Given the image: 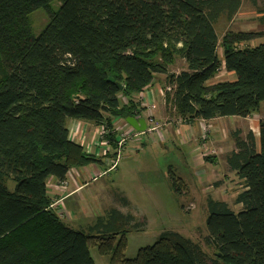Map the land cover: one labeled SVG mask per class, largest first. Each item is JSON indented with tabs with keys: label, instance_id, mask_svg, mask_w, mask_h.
I'll return each mask as SVG.
<instances>
[{
	"label": "trees",
	"instance_id": "1",
	"mask_svg": "<svg viewBox=\"0 0 264 264\" xmlns=\"http://www.w3.org/2000/svg\"><path fill=\"white\" fill-rule=\"evenodd\" d=\"M241 4L0 0V264H94L91 246L112 264H264V119L259 150L252 134H238L237 151L227 157L244 182L235 200L242 209L207 199L205 243L212 253L200 241L167 230L127 258L126 228H140L134 216L112 208L88 230L74 229L54 211L47 192L50 177L63 181L71 168L101 160L71 140L68 120L111 129L116 119L139 117L140 97L157 74L169 87L166 105L183 120L246 117L259 110L264 41H250L264 38V31L230 30L220 40L215 29L222 15L232 19ZM40 8L49 20L35 35L30 15ZM258 10L264 23V0ZM177 57L186 63L179 73L170 69ZM222 64L235 79L210 84ZM106 137L116 147L115 134ZM180 184L172 176L176 191Z\"/></svg>",
	"mask_w": 264,
	"mask_h": 264
},
{
	"label": "crops",
	"instance_id": "2",
	"mask_svg": "<svg viewBox=\"0 0 264 264\" xmlns=\"http://www.w3.org/2000/svg\"><path fill=\"white\" fill-rule=\"evenodd\" d=\"M221 51L223 52L222 49ZM182 70L185 69H171L175 73H179ZM234 78L235 74L227 71L222 64L217 75L211 79L210 84L220 81H232ZM164 86L167 87L165 75L157 74L153 84L144 90L145 97L142 99L141 105L144 108L140 114L148 121L146 117L149 110L146 105L153 102L156 108L152 113L160 121L161 129L153 133L146 132L151 140L148 137L146 140L141 139V141L132 140L125 148L127 155L124 158L125 160L126 158L131 160V163L124 165L125 167L130 165L129 172L126 174L132 178L139 177L140 179L143 176L144 183L151 185L147 189L133 186L132 190L123 189L121 186L108 188L109 182L103 181L101 177L107 176L111 172L119 173L120 164H117L115 169H108L114 147L111 153L104 154L98 146L100 145L99 137L102 136L103 132L100 125L77 119L68 120L71 140L82 145L88 153L94 154L101 159L96 163L71 168L63 181H59L54 177L48 179L47 192L52 199V208L69 227L88 230L98 216L104 215L112 208H116L126 215H132L136 219L137 216L134 213L136 208H134L132 202L139 200L151 201L159 191L154 186L161 184L160 174L157 175L159 178H154L156 176L155 167H152L153 169L150 172L145 171L144 173L143 169L140 170L136 167L137 164L135 165V160L140 159L136 157L146 154L152 147H156L162 152L171 148L180 149L185 164L192 168L190 170L192 172V181L188 182L184 177H178L181 184L179 191L176 192H178L181 199L188 200L191 198L207 201L211 197L227 201L230 204L231 201L235 202L237 195L244 189L243 180L239 179L235 171L231 170L227 163V157L233 151H237L235 136L238 134L244 139L248 134H252L256 150H259L260 120L264 119V102L260 104L259 110L246 117L225 116L208 120H183L177 115L172 106L166 105ZM121 121L116 119L113 125L121 126L123 124ZM151 142L152 144L157 143V145H147V143ZM132 149L137 151L130 154L133 151ZM141 161L143 160L141 159ZM124 166L120 169L121 171H124ZM149 167V163H147L145 168ZM168 175L170 176V173ZM113 181L116 182L118 180L116 178ZM123 181L122 179L121 184ZM105 200L110 204L106 203ZM184 207H192V204ZM232 208L240 211L242 204L235 202ZM191 209L188 210L186 208L188 211ZM202 211H206L205 204L200 212ZM199 214L197 215L199 216ZM197 215L191 216V222L197 218ZM187 231V237L192 238L191 236H193L195 230L187 229ZM206 234L205 230V236Z\"/></svg>",
	"mask_w": 264,
	"mask_h": 264
},
{
	"label": "rangeland",
	"instance_id": "3",
	"mask_svg": "<svg viewBox=\"0 0 264 264\" xmlns=\"http://www.w3.org/2000/svg\"><path fill=\"white\" fill-rule=\"evenodd\" d=\"M57 3H54V6H57ZM262 6V0H242V4L238 12L233 16L232 19H228L224 14L222 15L216 23V32L218 33L219 39L221 40L223 35L227 31H252V32H263L264 31V23L261 22L259 14V8ZM32 32L37 35L47 24L49 17L44 11V9L40 8L34 11L30 15ZM264 38H255L250 41V44L256 45L260 42H263ZM220 58L223 60V52L221 48H219ZM186 63L182 60V58L177 57L173 64L170 66V69H185ZM235 79V78H234ZM163 88H166L165 86ZM166 90L164 89V93ZM141 99V98H140ZM125 101L124 98H122ZM262 103V102H261ZM263 104V103H262ZM142 105V99L141 103ZM171 106V105H169ZM146 133V132H145ZM150 137L143 133L142 139L146 140ZM157 145V143H155ZM151 143H147V145H155ZM102 150L103 147L98 145ZM132 152H136V149H132ZM127 153L123 154V157L119 159V173L111 172L107 176H102L101 179L103 181L109 182L108 188L112 186V188L122 187L123 189H131L133 187L147 189L150 184L146 185L143 180V176L140 179L139 177H131L126 173L129 172V167L124 166L127 163H131V160L128 158H124ZM139 160H135V165L140 170L143 169L144 173L150 172L155 167V175L154 178L160 174L161 184H157L154 186L155 189H159L156 196L151 201H134L133 206L136 208L134 213L136 217V222L140 223V228L127 227L125 238H126V246L125 250H123L124 255L127 258H134L139 249L145 246H149L154 244L160 237V235L167 230H174L180 232L186 236H188L189 230H195L193 232V236L195 240L200 241L206 251L212 253V248L205 243V230H207L206 226V218H207V201L205 200H195L189 198L181 199L179 197L178 192L174 189L172 185V176L175 177H184L188 182L192 181L191 175L192 168L189 165L185 164V160L183 154L180 153V149L171 148L166 151L158 150L156 147L150 148L146 154L140 155L136 157ZM141 159L143 161H141ZM126 161V162H125ZM134 161V160H133ZM140 161V162H139ZM147 163H149V168H145ZM124 166V171L120 169ZM153 167V168H152ZM169 170V171H168ZM170 173V176L168 175ZM121 177L124 180L121 184ZM118 181H113L116 179ZM120 178V179H118ZM124 184V185H123ZM132 184V185H131ZM8 187L13 190L15 187V182L13 180H9L7 182ZM132 190V189H131ZM130 191V190H129ZM145 200V198H144ZM106 203H109L105 200ZM110 204V203H109ZM191 209L190 211L186 210L184 206ZM206 206V211H202L203 205ZM230 205H235L234 201L230 202ZM200 214H199V213ZM199 214V216L197 215ZM197 215V218L191 222V216L194 217ZM206 215V216H205ZM205 216V218H203ZM201 217V218H200ZM208 233V232H207ZM207 235V234H206ZM193 236H191L193 238ZM120 236L117 237V240ZM117 240L114 242L116 244ZM90 253L92 258L94 259V264H112L109 256L102 255L99 252L97 246L90 247Z\"/></svg>",
	"mask_w": 264,
	"mask_h": 264
},
{
	"label": "built area",
	"instance_id": "4",
	"mask_svg": "<svg viewBox=\"0 0 264 264\" xmlns=\"http://www.w3.org/2000/svg\"><path fill=\"white\" fill-rule=\"evenodd\" d=\"M166 89H169V87H166L165 90ZM144 97L145 95L143 94L140 98L143 99ZM146 108L149 110V113L146 117L148 120V129L145 132L153 133L161 129L160 121L152 113V111L156 108V105L152 102L146 105ZM140 117L142 116H139L137 118ZM121 123H123L121 126L113 125L114 127H112L111 129H108L105 124H100L103 129V132L102 136L99 137V140L100 146L103 147L102 151L104 152V154L111 153L114 147L111 140H109L106 135L111 131L113 134H115V139L117 140L115 142L116 147H114L115 156L110 159V167L108 168L109 170L115 169L117 167L119 159H121L123 157V154H125V148L127 147L128 143L132 140L141 141L142 135L143 133H145L134 129L131 125L126 122V120H122Z\"/></svg>",
	"mask_w": 264,
	"mask_h": 264
},
{
	"label": "water",
	"instance_id": "5",
	"mask_svg": "<svg viewBox=\"0 0 264 264\" xmlns=\"http://www.w3.org/2000/svg\"><path fill=\"white\" fill-rule=\"evenodd\" d=\"M109 80L113 82V79L109 77ZM119 88H123V86L120 83H116ZM126 122L131 125L134 129L140 132H145L148 129V124L147 121L144 117H134V116H129L126 118ZM215 246L217 244L215 243Z\"/></svg>",
	"mask_w": 264,
	"mask_h": 264
}]
</instances>
